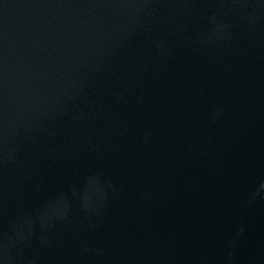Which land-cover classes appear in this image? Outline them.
Listing matches in <instances>:
<instances>
[{
  "label": "water",
  "instance_id": "1",
  "mask_svg": "<svg viewBox=\"0 0 264 264\" xmlns=\"http://www.w3.org/2000/svg\"><path fill=\"white\" fill-rule=\"evenodd\" d=\"M0 264H264V0H0Z\"/></svg>",
  "mask_w": 264,
  "mask_h": 264
}]
</instances>
